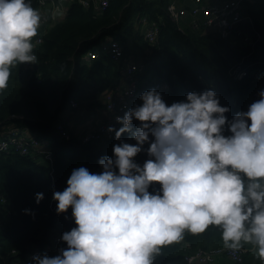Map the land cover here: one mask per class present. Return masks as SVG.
Returning a JSON list of instances; mask_svg holds the SVG:
<instances>
[{
    "label": "trees",
    "instance_id": "obj_1",
    "mask_svg": "<svg viewBox=\"0 0 264 264\" xmlns=\"http://www.w3.org/2000/svg\"><path fill=\"white\" fill-rule=\"evenodd\" d=\"M107 2L97 9L92 4L84 7L78 0H44L43 4L31 0L44 16L38 30L41 41L33 49L37 59L30 66L18 62L12 67L8 87L0 91V124L13 123L35 144L26 154L11 147L0 150V264L24 263L28 253L45 249L53 235L75 226L71 209L57 214L52 192L66 187L75 167L99 171L97 160L112 155L116 141L112 133L82 142L83 133L76 135L64 113L84 107L92 111L93 121H103L105 95L122 88L129 62L140 61L144 69L138 74V90L128 107L155 83L163 85L161 92L169 102L182 99L188 91L211 87L220 103L231 107L226 114L230 118L236 111L247 110L260 76L264 78V0L247 1V19L224 36L217 30L196 29L173 20L167 9L170 0ZM60 4L62 10L54 11ZM143 17L159 26L152 43L141 31ZM112 40L123 49L117 60L111 58L107 46ZM242 70L245 74L238 77ZM71 100L77 107H70ZM59 124L71 140L62 136ZM39 146L46 150L41 159L35 152ZM146 158L139 153L134 159L142 164ZM37 192L44 193L39 203L35 201ZM24 209H31L32 214ZM223 245L218 226L210 225L199 234L185 231L182 240L162 245L152 264H187L185 253ZM61 246L63 243L57 250ZM241 247L247 249L242 261L228 259L232 264H264L254 243L242 241ZM57 250L50 255L58 254Z\"/></svg>",
    "mask_w": 264,
    "mask_h": 264
},
{
    "label": "clouds",
    "instance_id": "obj_2",
    "mask_svg": "<svg viewBox=\"0 0 264 264\" xmlns=\"http://www.w3.org/2000/svg\"><path fill=\"white\" fill-rule=\"evenodd\" d=\"M40 24L31 0H0V91L14 65L37 59ZM257 95L229 118L211 87L171 102L156 87L141 91L108 125L116 142L100 170L75 167L53 190L57 214L71 209L75 226L62 232L58 254H34L31 264H152L162 245L210 225L229 248L254 243L264 258V88Z\"/></svg>",
    "mask_w": 264,
    "mask_h": 264
},
{
    "label": "built area",
    "instance_id": "obj_3",
    "mask_svg": "<svg viewBox=\"0 0 264 264\" xmlns=\"http://www.w3.org/2000/svg\"><path fill=\"white\" fill-rule=\"evenodd\" d=\"M84 7L92 4L97 9H102L108 5L107 0H78ZM249 0H170L167 5L169 16L175 20H181L185 24H191L196 29L205 27L209 30H217L221 35H226L235 24L247 19L244 13L245 4ZM43 4L44 0H40ZM60 6L55 5L54 11ZM44 16L41 15V23ZM144 25L143 34L148 42H154L159 32V26L155 21H147L145 17L142 18ZM41 36L37 34L33 43H39ZM108 49L112 59H119L123 54L122 46L115 40L108 43ZM90 54V53H89ZM93 56V54H92ZM25 66H30L33 62H23ZM144 69V64L140 61H131L127 64L125 69V82L122 88L118 91H108L105 95V109L107 116L95 128L90 129L82 135V142L91 140H98L102 136H110L112 133L107 131L110 124H116L115 116L122 115L126 110L128 103L134 98L138 90V74ZM245 74V70L237 73L238 77ZM264 74V73H263ZM258 76V73H255ZM153 87L162 90L163 85L155 83ZM264 88V78L262 75L256 84L253 91L254 100L259 99L257 93ZM163 93V91H162ZM70 107H77L74 100L70 101ZM118 126V125H117ZM59 130H63L62 125H58ZM62 136L66 140H70V134L67 131H62ZM35 144L32 138H28L21 129L13 128L0 136V150H6L9 147L13 148L22 154L29 151V146ZM62 230L53 235L51 245L45 249H35L28 253L26 261L22 264H31V258L34 254L46 252L50 255L57 250L59 244L63 243L60 240ZM246 248L240 247L238 250H233L227 245L214 246L208 249L197 248L194 252L185 253L184 260L187 264H215L221 258H227L236 263H240L243 259V253Z\"/></svg>",
    "mask_w": 264,
    "mask_h": 264
},
{
    "label": "crops",
    "instance_id": "obj_4",
    "mask_svg": "<svg viewBox=\"0 0 264 264\" xmlns=\"http://www.w3.org/2000/svg\"><path fill=\"white\" fill-rule=\"evenodd\" d=\"M57 10H62L61 4ZM179 21L182 22L181 20H179ZM179 21H177V22H179ZM182 24H183V22H182ZM187 26L191 27V24L187 23ZM76 112L68 111L64 118L68 121L67 123L70 125V128L72 130H75L76 132L77 131L81 132V134H79V135H82V133L84 134L85 132L89 131L90 129L95 128L100 122V121L96 122V120L93 121L91 117H86L85 113L83 111H80L79 112L80 114L76 113ZM99 116H100V114L98 113V117ZM104 116H107V113L103 110V113H101V117H104ZM4 125L6 126V128L2 129L1 127ZM0 128L2 129V130H0L1 133H6L9 130L16 128V127L13 125V123H2V124H0ZM39 150H40V152H39ZM35 152H36L37 156L40 155V159H41L43 157V155H45L46 150H45L44 146H39L35 150ZM220 261H222V258L219 259V261H217V263H219Z\"/></svg>",
    "mask_w": 264,
    "mask_h": 264
},
{
    "label": "rangeland",
    "instance_id": "obj_5",
    "mask_svg": "<svg viewBox=\"0 0 264 264\" xmlns=\"http://www.w3.org/2000/svg\"><path fill=\"white\" fill-rule=\"evenodd\" d=\"M140 28H141V31H143V29H144V25H141ZM80 111H83V112L85 113V116H86V117H91V116L93 115V113H92L91 110H86V109H84V107H81L79 110H77V112H76V111H75V112H76V113H79ZM66 113H67V112H65L64 115H65ZM76 113H75V114H76ZM79 114H80V113H79ZM79 114H78V115H79ZM1 128H2V129H3V128H6V126L4 125V126H2ZM1 128H0V130H2ZM80 133H81L80 131H77V132H76V135H79ZM2 134H5V133H1V131H0V136H1ZM70 140H71V139H70ZM42 161H43V160H42ZM44 162H45V161H44ZM220 262H221V264H232V262H231L230 260H228V259H224V260H222V261H220ZM220 262H219V263H220ZM219 263L216 262L215 264H219Z\"/></svg>",
    "mask_w": 264,
    "mask_h": 264
}]
</instances>
